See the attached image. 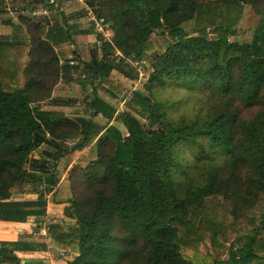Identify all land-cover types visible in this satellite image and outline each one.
<instances>
[{
	"label": "trees",
	"instance_id": "trees-1",
	"mask_svg": "<svg viewBox=\"0 0 264 264\" xmlns=\"http://www.w3.org/2000/svg\"><path fill=\"white\" fill-rule=\"evenodd\" d=\"M43 2L61 20L21 13L27 38H0V221L34 220L38 231L65 158L72 223L48 236L75 251L67 264H194L186 251L201 264H264V0H88L113 38L91 24L84 34L97 36L100 56H76L82 65L61 63L56 47L72 42V26L60 0ZM245 7L260 22L239 45L230 38ZM157 34L170 38L161 52ZM148 55L142 90L119 112L99 92L115 71L137 81L133 62ZM80 70L82 88H93L86 115L43 109L62 76ZM19 186L37 198L13 200ZM40 249L0 241V264H25L17 253Z\"/></svg>",
	"mask_w": 264,
	"mask_h": 264
},
{
	"label": "rangeland",
	"instance_id": "rangeland-1",
	"mask_svg": "<svg viewBox=\"0 0 264 264\" xmlns=\"http://www.w3.org/2000/svg\"><path fill=\"white\" fill-rule=\"evenodd\" d=\"M43 1L44 0H39V1L37 0H0V4H2V6L5 8V14L0 15V38H8V39H13V40L14 38H17L20 40H25L27 38L26 28L25 26L21 24L19 20V15L21 13L26 17H30L34 21L40 22L45 19L46 16L44 14L45 13L44 11L45 9H48L49 12L51 11L50 15H53V17H55L57 15L55 14L56 12L55 9L52 8L50 5L49 6L46 5V3ZM75 1L77 2L76 4L80 5L79 7H81L83 2L81 0H79L81 3L78 0H75ZM62 2L65 5H69V7L72 6V4H70V0H62ZM59 20H60V16L58 15L57 21ZM259 22H260V18L257 14H255L252 8L245 7L242 19L240 20V23L236 26V31H237L236 36L231 37L230 42L237 43L239 45H246V44L251 43L253 39V34ZM193 27H194V24L190 23L187 26V30L190 32L192 31ZM108 31L109 30H107V32ZM104 37L106 40L110 41L113 38V34L112 32H108L106 33V36ZM153 42L156 46V50L161 52L162 50H165L170 44V38L168 35L157 34L153 37ZM150 55H148L147 58L145 59L146 65L143 67L144 68L143 76L142 77L139 76V79L137 81L126 80L125 78H123V76L119 75L117 72H114V74H112L110 83L105 84V85L106 87H108L107 89L110 91L111 95L114 94L116 96L115 98L116 102L114 101V99L111 98L112 96L106 97L107 96V93L105 92L106 88L105 90H102L101 92H99V95L102 98H105V97L108 98L107 100H109L110 103L111 102H113L114 104L118 103L119 112H122L125 110V108H127L126 102L129 100V98H131L134 90H142L143 84L145 80L147 79V76L151 72V64L153 62V58ZM76 60L77 59L72 58V61L75 62ZM82 75L83 74L81 70L75 72L74 77L72 78L73 80L69 84H67L68 87L65 88L63 86L62 87L59 86L57 88V95H59L58 97H61L64 99H70L71 101H74V102L69 104V107L63 106V107H51V108H56L57 110L59 109V111L63 110L65 114H67L68 116L86 115V112H87L86 98L92 95L93 88L91 87V85L90 86L88 85L87 89L82 88L80 84ZM44 104H41V105H42V108L46 110L47 107ZM96 121H100V120L96 119ZM115 124L123 132H125V129L120 123H115ZM68 145L69 144H65L64 146L67 147ZM42 151L53 152L54 149L50 148L48 145H43ZM33 157L42 158V153L41 152L39 153L38 151L33 154ZM67 161L68 160L64 158V159H61V161L59 162L58 173L60 174V179L63 178L64 176L66 177L68 176V170L70 169V167L69 168L67 167L68 166ZM33 191H34V188L31 186H19L12 191V196H13L12 198L13 200H16V201L35 200L37 196L34 194ZM69 194L71 196V193H69V183L65 181L60 191L48 197V203L49 201H51L50 208L57 209V206H56L57 203H55V200H62L66 202L67 199H65V197L69 196ZM262 197L264 198V194L262 195ZM48 208H49V205H48ZM244 213L245 215L250 216V212L248 210H245ZM49 218H51V223L49 221L47 222V219L43 220L45 227L47 226L49 227L52 224L53 225L55 224L64 225L65 227L68 226L66 225V223H68L69 221L67 218L65 222L63 219H60L59 217L54 215V213L52 212ZM53 221L55 222L52 223ZM71 222L69 223L71 224ZM36 225L37 224H34V227H33L34 231H37ZM22 239L28 240L29 237L25 235L23 236ZM221 240L224 241V238L222 237ZM235 241H236V238L229 236L225 240V243H224L225 248L227 249L229 245L234 243ZM54 251L55 252H53V256H52L53 260L56 259V262L58 261V259L60 260L59 262H61V260L63 261L65 260V258L61 256V254L63 253L61 249L57 248ZM65 252L70 253L69 250H66ZM184 255L194 264H201L202 258L194 255L192 252L186 251L184 252ZM226 257H227V252L224 255V258ZM214 262L215 261L211 259L209 260L208 264H214Z\"/></svg>",
	"mask_w": 264,
	"mask_h": 264
},
{
	"label": "crops",
	"instance_id": "crops-1",
	"mask_svg": "<svg viewBox=\"0 0 264 264\" xmlns=\"http://www.w3.org/2000/svg\"><path fill=\"white\" fill-rule=\"evenodd\" d=\"M60 1L62 2V0H60ZM87 1L88 0H83L81 7H79L80 5L76 4L77 2L75 0H70V4H72V6H70V7H69V5L63 4V2H62L61 11L69 19V23H70L69 26H72L71 33L73 34V37H72V42H64V43H62L56 47V51L60 57L61 63H64L67 61H70V63H71L72 58L76 59V56H79L81 58L82 62H90L95 57L99 58V56H100V51H99L100 44H99V41L97 40V36L95 34H84V32L87 31L91 26V23L84 18L86 8H88L87 3H86ZM76 7H77V9H76ZM50 12L47 10L44 13L46 16L45 18L49 19L50 21H56L59 13L56 11L55 14H57V15L55 17H53V15H50ZM78 13H81L80 17H78ZM60 20H61V17H60ZM76 61L75 62L77 65H82V64H79L78 60H76ZM74 73H75V71H72L71 73L66 72L62 76L61 82L58 84V86L53 91V95H52L51 100H49L48 102H46L44 104L47 107L46 110L59 111V109L57 110L56 108H51V107H63V106L69 107V104L74 102V101H71L70 99H64V98L58 97L59 95H57V88L59 86L60 87L63 86L65 88L68 87L67 84H69L73 80L72 78L74 77ZM113 74H114V72H113ZM118 74L121 75L120 73H118ZM121 76H123V75H121ZM123 78H125V77L123 76ZM125 79L130 80L128 78H125ZM105 92L107 93L106 97H109L111 95L109 90H105ZM106 97L103 99H105L106 101L109 102V100H107L108 98H106ZM50 105H52V106H50ZM48 106H49V108H48ZM74 116H78V115H74ZM34 158H36V157H34ZM38 158L39 157H37L36 159H38ZM65 181H67L66 176L61 178L60 183H59V185H58V187L54 193L60 191V189H61V187ZM69 193H71L70 185H69ZM53 194H51V195H53ZM69 197H70V194H69V196L65 197V199L68 200ZM50 203H51V201H49V203H48L49 208H47V216L44 219H47V222L49 221L51 223V218H49V217H50L51 212H52V213H54V215H56L60 219H63L66 222L67 219L64 216V209L68 206V203H65V201H62V200H56L55 203H57L56 204L57 209H51ZM54 222L55 221H53L52 223H54ZM69 222H71V221L69 220L68 223H66V225H69L70 224ZM34 224H36V222L34 220H31L25 224L7 223V222H1L0 221V241L18 242L19 240H23L22 239L23 236L26 235V236L30 237L28 239V241H30L32 243L39 244L41 247L40 250H36V251H32V252H18L17 253L19 258L25 264L34 263V262L35 263H41V264H67V262H70L74 259V257L76 256V253L74 250L69 249V248L66 249L64 247H59V246L55 245L54 243H52L50 237L48 236V226L45 227L44 221L42 223L41 228L38 230V232L40 231L39 233L37 231H34V229H33ZM62 226H64V225H62ZM57 248L61 249L62 252H65L66 250L70 251V253L65 252L67 255L66 257H64L65 262L63 260H61V262H59L60 261L59 259L57 262H56V259L53 260V258H52L53 252H55L54 250ZM23 259H25V260H23Z\"/></svg>",
	"mask_w": 264,
	"mask_h": 264
},
{
	"label": "built area",
	"instance_id": "built-area-1",
	"mask_svg": "<svg viewBox=\"0 0 264 264\" xmlns=\"http://www.w3.org/2000/svg\"><path fill=\"white\" fill-rule=\"evenodd\" d=\"M39 1V0H37ZM83 1V0H81ZM47 11V9L45 10V12ZM84 18L86 20H88L94 27V30L97 34L106 36L107 32V26L104 24V20L103 19H98L95 14L92 12V10L90 8H86L85 14H84ZM105 38V37H104ZM100 44V43H99ZM71 65H77L75 62H71ZM146 65L145 60L143 61H136L133 62V67L136 69V71L139 73V76L142 77L143 76V70H144V66ZM62 257H66V253L63 252L61 254Z\"/></svg>",
	"mask_w": 264,
	"mask_h": 264
}]
</instances>
